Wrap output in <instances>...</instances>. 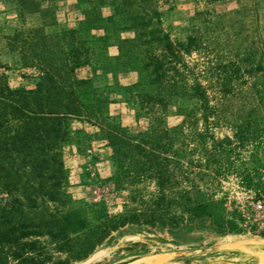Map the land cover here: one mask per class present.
<instances>
[{"label":"rangeland","instance_id":"rangeland-1","mask_svg":"<svg viewBox=\"0 0 264 264\" xmlns=\"http://www.w3.org/2000/svg\"><path fill=\"white\" fill-rule=\"evenodd\" d=\"M121 1L128 11L126 17L133 20L101 21L108 28L107 39L102 41L97 40L100 30L89 29L100 24L93 22L97 15L115 18V5L108 0H52L54 24L44 30L56 33L81 28L94 35L92 46H108L105 52L101 50V59L109 61L111 70L102 72L95 66L79 73L90 76L96 91L107 95L109 118L132 131L145 127L148 118L137 119L138 104L129 93L156 90L155 84L146 82L150 72L141 68V62L159 57L164 61L162 69H167L164 75L182 79L187 86L195 80L201 84L214 112L210 122L201 123L199 104L189 98L172 102L163 124H179V105L198 117L197 123H181V136L172 145L181 150L182 172L175 179L176 188L193 187L195 197L212 200L228 229L220 232L213 221L186 222L176 229L127 224L111 231L85 254L57 251L49 243L44 264H75L98 248L108 251L91 264H163L169 253L207 247L210 249L176 256L167 264H264V230L249 207L250 199L264 191V0ZM47 5L41 3L42 8ZM22 23L39 25L41 17L31 13L21 18L13 0H0V61L12 87L33 84L32 78L22 76L28 71L21 69L16 52L6 45V37ZM134 36L141 43L133 52L118 55V41ZM189 36L193 41L186 51ZM93 61L96 63L95 57ZM70 126L90 135L88 142L72 149L64 161L70 174V207L89 210L86 214L95 226L136 203L127 198L130 186L115 189L105 182L113 175L114 166L109 148L92 136L96 128L77 120ZM207 159L210 164L205 168ZM144 184L146 199L154 185L149 181L138 186ZM127 236L137 239L125 240ZM114 245L116 248L110 249ZM79 246L76 243L74 248Z\"/></svg>","mask_w":264,"mask_h":264},{"label":"trees","instance_id":"trees-1","mask_svg":"<svg viewBox=\"0 0 264 264\" xmlns=\"http://www.w3.org/2000/svg\"><path fill=\"white\" fill-rule=\"evenodd\" d=\"M13 1L21 18L38 13L41 23L30 27L22 23L6 37L7 48L16 52L21 69L28 71L22 76L32 78V86H10L0 61V264H44L49 243L57 251L85 254L127 224L176 229L186 222L213 221L220 232H226L227 223L212 200L195 197L193 187L176 188L175 179L182 172L181 150L172 145L181 136V123H197L198 117L179 105V124H163L172 102L189 98L199 104L201 123L210 122L214 112L201 84L195 80L187 86L182 79L164 75L167 69H162L164 61L159 57L141 62V68L150 72L146 82L155 84L156 90L129 93L138 104L137 119L148 118L145 127L132 131L109 118L107 95L96 91L90 76L79 73L95 66L102 72L111 70L109 61L101 59V50L105 52L108 46H92L94 35L81 28L47 33L44 27L53 25L55 19L52 0ZM108 1L115 5V18L97 15L93 22L100 24L89 29L102 32L98 41L107 39L108 28L101 21L133 20L126 17L128 11L121 0ZM43 2L49 5L42 8ZM192 41V36L187 37L183 50ZM140 43L138 36L120 39L118 55L133 52ZM72 120L96 128L92 136L109 148L114 166L105 182L115 189L130 186L127 198L136 203L95 226L86 214L89 210L70 207V174L64 161L90 137L81 129H72ZM209 164L207 159L203 167ZM149 181L154 190L145 199L146 184L138 185ZM76 243H80L77 249Z\"/></svg>","mask_w":264,"mask_h":264},{"label":"water","instance_id":"water-1","mask_svg":"<svg viewBox=\"0 0 264 264\" xmlns=\"http://www.w3.org/2000/svg\"><path fill=\"white\" fill-rule=\"evenodd\" d=\"M134 239H137V236H127L125 237V240H134ZM261 239H264V238H261ZM261 239H257L258 241H261ZM256 240V239H255ZM254 242V241H253ZM116 246H112L110 249H115ZM210 248L207 247L205 249H195L193 251H190V252H186V253H169L167 254V261L163 264H167L169 262L174 261V257L176 256H181V257H184L185 255L193 252V253H199L203 250H209ZM108 251L107 248H98V249H95L94 251H92L87 257H85L84 259L76 262L75 264H91L93 263L94 261H96L97 259L101 258L102 256H104L106 254V252Z\"/></svg>","mask_w":264,"mask_h":264},{"label":"built area","instance_id":"built-area-1","mask_svg":"<svg viewBox=\"0 0 264 264\" xmlns=\"http://www.w3.org/2000/svg\"><path fill=\"white\" fill-rule=\"evenodd\" d=\"M249 207L253 219L258 222L259 228L264 230V191L250 199Z\"/></svg>","mask_w":264,"mask_h":264}]
</instances>
